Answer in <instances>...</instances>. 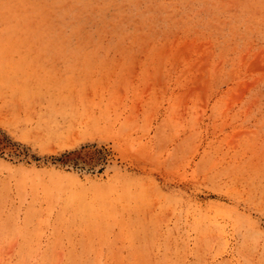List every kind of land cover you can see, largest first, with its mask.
<instances>
[{
	"label": "rangeland",
	"instance_id": "1",
	"mask_svg": "<svg viewBox=\"0 0 264 264\" xmlns=\"http://www.w3.org/2000/svg\"><path fill=\"white\" fill-rule=\"evenodd\" d=\"M0 264H264V0H0Z\"/></svg>",
	"mask_w": 264,
	"mask_h": 264
}]
</instances>
